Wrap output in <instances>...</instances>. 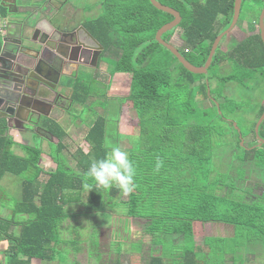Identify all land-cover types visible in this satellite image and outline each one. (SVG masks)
I'll return each mask as SVG.
<instances>
[{
    "label": "trees",
    "instance_id": "1",
    "mask_svg": "<svg viewBox=\"0 0 264 264\" xmlns=\"http://www.w3.org/2000/svg\"><path fill=\"white\" fill-rule=\"evenodd\" d=\"M157 1L180 12L187 47L192 50L186 59L194 66H203L216 38V25L231 23L235 0ZM260 3L264 5V0H259ZM102 5V15L91 21L89 26L106 46L117 45L121 50L115 71L131 77L127 100L138 116L140 129V145L129 154L136 169V187L122 205L129 209L127 216L147 222V231L154 235V244L162 239L165 242L171 234L184 241L181 247L172 245L167 250L157 244L161 253L151 257L150 264H165L166 254L175 250L178 252L177 264H212L213 243L223 240L208 236L202 246H197V225H222L225 232L229 226L236 234L241 233V244H233L229 252L228 245L226 249L220 247L219 252L225 258L218 260L219 263L216 261L217 264H226V258L240 251L247 254L251 244L261 242L264 245V191L254 195L252 190L237 187L236 183L227 186L218 179H211L214 141L219 135L213 123L225 114H219L216 107L200 108L201 102L209 101L207 85H197L203 77L184 69L155 39L157 31L170 23L173 17L157 10L149 0H104ZM222 16L224 21L220 18ZM171 34L172 31L166 33L163 39L169 42ZM206 39L210 44L202 47L201 57L197 59V42ZM78 100L83 103L82 97ZM263 126L264 122L260 129ZM107 130V117L95 120L86 136L91 149L79 162L80 173H68L60 163L57 173L50 177L42 191L38 205L33 202L38 194H28L23 206L31 219L19 225L20 233L13 238L15 246L11 252L15 264H30L34 258H55L54 246L60 244V227L66 219L76 216L74 212L66 211V207L72 204V192L74 202H82V194L88 189L84 187L85 174L91 163L104 158L110 151ZM234 131L240 147L239 134L236 129ZM59 132L60 136L65 134L61 129ZM251 133L256 138L255 127ZM4 134L5 128L0 127V150L5 151L0 159V178L9 171L8 159H11L10 164H20L21 161L7 153L8 140ZM263 134L259 132L264 139ZM257 152V149L251 150L252 154L256 153L255 159L259 158ZM248 153L246 151L247 156L242 158V162L251 155ZM158 161H162L159 168L156 167ZM88 182L93 184V188L88 189L84 204L87 212L93 215L111 206L110 202L122 193L116 186L106 191L93 181ZM169 225L173 231L168 232ZM155 233L159 235L156 237ZM20 255L25 260L19 261ZM113 264L122 263L115 261Z\"/></svg>",
    "mask_w": 264,
    "mask_h": 264
},
{
    "label": "rangeland",
    "instance_id": "2",
    "mask_svg": "<svg viewBox=\"0 0 264 264\" xmlns=\"http://www.w3.org/2000/svg\"><path fill=\"white\" fill-rule=\"evenodd\" d=\"M258 2L259 0H243L239 18L240 20L238 22V25L236 26V30H234L233 32L234 34L237 33V30H240L242 28L241 25L246 24L250 26V23H252L254 20L256 22L257 18L260 17L259 15L260 13H262V7H264V5H262L261 3L258 4ZM23 4L29 6V8L34 11L40 5L38 1H25ZM16 16L18 17L19 14H16ZM180 33L181 32L178 30L177 34L172 38V44L178 48L182 47L183 45L182 40L177 37V35H179ZM238 38H240L239 35L230 36L228 40L225 41L224 48L226 46H230L234 41H237ZM251 63L256 68V70L260 71L262 70V66L264 64V58L261 62L256 61L255 58H251ZM231 64L233 67L230 66L229 70L227 68L223 69L222 66H216L211 70L210 75L213 74L215 77H217L218 80V88H212L214 94H216L219 89L223 87L221 82H223V78H227V76H230L232 81L234 80V78H236L237 80H241L242 78L250 77L251 75L253 77V70H251L253 71V73H251L250 75L249 73H247L248 71L244 69V66H241L234 61H231ZM240 64L244 65L243 61H241ZM175 66L179 67L177 63H175ZM130 78V76L120 75L116 79V82L114 80V87H117V91L115 89L110 91V93L108 94L110 100L108 98V95L99 97L98 94L91 92L87 97L88 99H85V103L89 101V108L92 110L87 116H85L86 112L84 111L77 112V115L72 114V112L69 113V117L71 118V120H74L76 125L80 124L81 122H85V120L87 124L91 125L97 118L106 117V115H108L107 142L111 141L112 144L119 146L128 154H131V150L133 151V149H138V146L140 145V129L138 126L139 119L132 106V103L127 100V96L129 94ZM256 79L258 80L257 83H255ZM108 83L109 81L107 79V84ZM247 83L255 84L256 87H258L256 94H253L250 97H246L244 91L245 89H248L250 87L242 88L237 85V83H232L231 87L235 90V94L233 96H229L226 105H221V110L225 114L224 118L229 117L236 125H233L232 127L229 122L221 119H217L216 123H213V126L216 128L219 135L215 137L214 141V152L212 154L213 160L211 161V179H218L219 181H221V183H224L227 186H230L232 183H234V179L231 175L233 159L235 158L236 160L235 167L239 166L240 163L237 160L241 161L242 158L246 156L245 153L247 150H249L248 148L252 144H254V139L251 132L253 131L254 124L258 118L259 104L262 100L264 101V78L259 77L257 74H255V78H253L252 80H248ZM215 84V80H213L211 86L215 87ZM106 91H108V89H105L104 93H107ZM243 93L245 94V96L243 95ZM207 94L209 93L207 92ZM113 99H117V101L120 100L123 105L119 113H117V105ZM199 105L200 108L211 107V103L209 101H203ZM107 107V112L111 111L113 112V114H109V112H106ZM85 108L87 109L88 105ZM111 115H114V119H112ZM55 121L56 124L63 126V124L57 119V117L55 118ZM233 128L237 130L239 137L242 136L243 140H240V147H238L237 145L238 136ZM88 129L89 127L87 126L84 129L76 128L71 132V135L74 138L73 142H71L69 145L70 151L66 156L69 158V162L75 170L78 158L80 157V159H82V155L80 154L79 150H82V152H89L91 149V145H89L84 140ZM259 132H261L262 134L264 133V126L261 129L259 128ZM255 149H257L258 151L257 153L259 154L261 162L260 168L262 169L264 168V146H259L258 144ZM72 153H76L75 159L72 158ZM70 171L72 170H69L67 172L72 173ZM235 171L239 175L238 172L243 171V168L235 169ZM72 177L74 178V175ZM260 180L264 183V178H261ZM114 186L119 187L118 185ZM236 186L242 187L241 185H238V183ZM128 195H124L123 192L120 193L117 196L116 200L113 199L110 202L111 206L105 207L101 214H90L89 212H87L84 203L75 204L74 206L66 208V211L69 213L71 209L74 214L88 213L89 215H82L83 218H81V216H76L77 218L82 219L80 220V222H75L76 218L66 219L63 222L59 230L60 239L62 241V244L64 243V241H68V243L64 246V251L62 250L63 248L60 247V250L62 251H60V253L55 256L56 264H97L95 258L97 257V259H99V253L105 255L104 258H101L99 263L101 261H104L107 262V264H113L115 261H119L122 264H150L151 257H155V254L159 255L161 253V250L159 247H157V244L160 243L161 245H163L162 247L167 250L169 249V247H172L170 243L175 238L176 245L181 246L183 242L181 238H178V235L171 234V236H173L172 238L168 237L165 242H163V239L158 240L155 241L154 244V235L150 234L147 231V222H143L142 220H134L130 224L129 218L127 217V215H129V209L126 207V205H121L125 204V202L128 200ZM119 203L120 205H118L117 207L114 206ZM112 206L113 208L110 209V207ZM89 223H99L97 225H94L96 228H99V236L97 234V231H95V227L90 225V230L94 232L91 233L90 240L86 242V239L83 238L86 236L84 227L87 228ZM80 225L84 227H81ZM150 225H152L151 222ZM168 230V232L173 231L172 225H169ZM222 231L225 232V228L222 225H217V227L214 225L205 227L198 225L195 226V242L197 246H202L204 243V239L208 236L213 239L217 238V240H223L213 243V258H211V262H213L212 264H217L216 261L225 258L224 255L222 258V254H220L219 252L220 247L226 249V245H228L227 251L229 252V243L236 244L237 246L242 243L241 233L238 232L235 237L231 239L232 241L229 242V239H225L223 235H221L223 234L221 233ZM83 232L84 235H82ZM158 235L159 234H156V237ZM97 242H99V244ZM83 244H86V246H84ZM78 248H80V251L75 250ZM71 249L72 253H70ZM92 253L93 255L89 256V254ZM94 254L96 255V257ZM177 254L178 252L176 250L174 252L167 253L165 264H177ZM225 262L226 264H232L230 258H226Z\"/></svg>",
    "mask_w": 264,
    "mask_h": 264
},
{
    "label": "flooded vegetation",
    "instance_id": "3",
    "mask_svg": "<svg viewBox=\"0 0 264 264\" xmlns=\"http://www.w3.org/2000/svg\"><path fill=\"white\" fill-rule=\"evenodd\" d=\"M25 1L32 2L30 0H16V4L13 5L10 4V9L12 11L17 10V13L12 15L11 19L9 20V22L15 24V27H13L14 31H12L13 34H15V37H17L18 32L20 30L19 25L27 22L32 24L31 31L32 34H35V40H37V42L44 44L43 56H41L40 59L41 62L39 68H41L42 76L45 79L43 81L48 83V87L46 88L49 94V98H51V100L53 101V108H57L65 111L69 110L72 112V114H76V115L77 112L84 111L86 112L85 116H87L92 111L89 108L90 103L89 101L86 103H81L80 100H78L79 97H82L83 100H85L91 92L98 94L99 97L106 96L113 89L117 91V87L114 86L118 76L120 75L130 76L127 73L115 71V64L120 60L121 57L120 48H118L117 45L106 46V43L100 41L98 37L92 32L91 26H89V23L91 21L97 19L99 16L102 15L103 13L102 3L104 0H34L40 3L39 7H37L35 11L29 8V6L23 4ZM1 3L2 0H0V4ZM16 14H19L18 18L15 17ZM220 18L222 19V21H224L223 16ZM259 19L260 17H258V20H256V22L254 20L252 23H250V26L246 24L241 25L242 28L240 30H237L236 31L237 33L234 34L233 32L234 30H236V26L238 25L237 23L236 26L229 33L224 35L213 56L211 65L207 73L200 74V76H202L203 78L201 79L200 82H197V85L202 83H205V85H207V92L209 93L207 95L209 97V102L211 103V107L208 108L216 107L219 114L223 113L221 112L222 111L221 105L222 104L226 105L229 96H233L235 94V90L232 89L231 87L232 83L233 84L237 83V85H239L242 88L250 87L248 89H245L244 91L246 97H250L251 95L256 94L258 87H256L255 84L247 83V81L255 78V74H257L259 77L264 78V64L262 66V70L258 71L251 63V58H255V60L258 62H261L262 59L264 58V41L262 38ZM6 22L8 21H5L2 24V26H4ZM182 22H183V18L181 16L180 24L177 27H175L173 30H171L172 34L170 36L169 42L172 44V38L177 34V31L179 30L181 33L177 35V37H179V39L182 40L183 45L180 48L176 46L175 47L179 50L181 56L184 57L186 61L191 63L190 60L186 59L189 56V54L192 52V50L188 49L187 47V37L184 28L181 26ZM231 23L227 26H220V27H218V24L216 25L217 26V29H215L216 38L214 39L211 45L210 52L215 40L221 34H223L229 29ZM2 26L0 28H2ZM233 35L234 36L239 35L240 38H238L237 41H234L230 46H226L224 48L225 41L228 40V38ZM209 44H210L209 39H206L204 41L201 40L197 42V49L195 50L197 53L196 56L197 59L201 57V54L203 52L202 47L204 45L208 46ZM210 52L203 66H196V67L205 66L208 57L210 55ZM231 61H234L239 65L244 66V69H246L248 71L247 73H249L250 75L254 71L253 77L251 75L250 77H245L242 78L241 80H237L236 78H234V80L232 81L231 77L227 76V78H223V82H221L223 87L219 89V91L216 94H214L212 90L218 88L217 87L218 80L217 77H215L213 74L210 75L211 70L216 66L218 67L222 66L223 69L227 68L229 70V67L232 66ZM241 61H243L244 65L240 64ZM65 78L69 80V85L67 88H63L61 86V81ZM107 79L109 81L108 84H107ZM213 80H215L216 83L215 87L211 86ZM257 82L258 80L256 79L255 83ZM105 89L106 90L108 89V91H106L107 93H104ZM66 90L69 91L70 97L66 98L65 96ZM245 94L243 93L244 96ZM108 98L110 100L109 95ZM113 100L117 105V113H119L123 105L120 100L118 101L117 99L116 100L113 99ZM86 104L88 105L87 109L85 108L87 106ZM107 110L108 107L106 109V112ZM262 110L264 112L263 100L259 104L258 118L254 124L255 126L263 114V112L260 114ZM108 112L109 114H113V112L111 111ZM111 116L112 119H114V115ZM106 117H108V115H106ZM224 117L225 116H223L221 120L229 122L230 125L232 126L236 125L229 117L228 118H224ZM38 126H36L35 128H37ZM256 138L253 135L254 144H252L248 148L249 150H247V152L251 153V150L255 149L258 144L260 146V141L258 138L257 139ZM239 139L243 140L242 136L239 137ZM255 155L256 153L254 154L251 153L248 159L245 160L244 162L237 160L240 163V165L237 167H235L236 160L234 158L232 162V171H231V175L234 179V183H236V185L238 183V185H241L245 190L246 189L252 190L254 195L260 194L264 191V183L260 180L261 178H264V172H263L264 168L261 169L260 165L258 166V164L261 163L260 158L255 159ZM239 168H243V171H239L238 172L239 175H238L235 169H239ZM242 176L244 177L243 180H241ZM118 205H120V203ZM75 215L81 216V218H83L82 215H89V214L81 213ZM76 216L71 218H76L75 222H80V220L82 219H79ZM127 217L129 218L130 224L134 220H141L135 217H129V216ZM97 224L99 223L96 224L89 223L87 228L80 225L81 227L85 228L86 236L83 238L86 239L85 240L86 242L90 240L91 233L94 232L90 230V225L94 226ZM98 230L99 228L95 227V231H97V234L99 236ZM82 235H84V232ZM59 237H60V233H59ZM182 242L184 243L183 240ZM67 243L68 241H64V243L62 244V241L60 239V244L54 246L56 251L55 256H57V254L60 253V251L65 250L64 246ZM97 243L99 244V242ZM183 243L181 244V246L183 245ZM83 245L86 246V244ZM171 245L176 246V248L181 247L176 245V240L175 242L172 240ZM60 247L63 249L60 250ZM57 249H59V251ZM75 250L80 251V248ZM70 253H72V249L70 250ZM91 255H93V253L89 254V256ZM104 257L105 255L99 253V259H97V257L95 258L97 264H107V262L104 261L103 262L101 261L99 263L101 258ZM53 260H55V258ZM53 260H47V261H53Z\"/></svg>",
    "mask_w": 264,
    "mask_h": 264
},
{
    "label": "crops",
    "instance_id": "4",
    "mask_svg": "<svg viewBox=\"0 0 264 264\" xmlns=\"http://www.w3.org/2000/svg\"><path fill=\"white\" fill-rule=\"evenodd\" d=\"M6 15V9L4 11L0 9V27L5 21L11 19V16ZM15 17L18 18L17 16ZM68 85L69 80L67 78L61 81L63 88H67ZM65 96L66 98L70 97L69 91H65ZM83 103H85V100H83ZM70 112L69 110L52 108L48 116H41L39 126L32 130L12 129L7 131V128L0 124V127L5 128L3 137L8 140L7 153L21 160L20 164L17 162L10 164L11 159H8L6 164L9 167V171L5 172L0 178V264H15L11 252V249L15 246L13 238L20 233L21 227L19 225L31 219L30 215L24 212L26 210L23 206V203L28 199V194L31 192L38 194L33 198V202L38 205L42 191L47 186L50 177L57 173L60 163L67 171L72 170L73 173L81 172L80 157L78 158V162H76L75 170L66 156L70 151L69 145L73 142L74 138L71 132L76 128L84 129L88 126L89 129L84 137V140L87 142L86 136L93 124H87L85 120V122L76 125L74 120H71L69 117ZM56 117L63 126L56 124ZM59 129L65 133L63 136H60ZM60 147H63L62 150H60ZM79 151L82 157L87 153L82 152V150ZM4 155L5 151L2 152L0 150V159ZM75 157L76 153H72V158L75 159ZM87 194L88 189H85L81 197L83 200L78 203L74 202L75 197L72 192V204H69L66 208L75 204L86 203ZM70 212H72L71 209ZM221 233H223L221 235L225 239H229V242L236 235L233 227L229 226L226 227V232L222 231ZM232 245L229 243L230 248L233 247ZM57 250L59 251V249ZM248 250L247 254H244L245 251H240L238 254L229 257L232 264H264V245L261 242H257L255 245L251 244ZM22 259L25 260L20 255L19 261ZM30 264H56V260L47 261L34 258Z\"/></svg>",
    "mask_w": 264,
    "mask_h": 264
},
{
    "label": "water",
    "instance_id": "5",
    "mask_svg": "<svg viewBox=\"0 0 264 264\" xmlns=\"http://www.w3.org/2000/svg\"><path fill=\"white\" fill-rule=\"evenodd\" d=\"M149 1L157 10L174 17L172 22L157 31L156 41L168 49L187 71L195 75L207 73L221 39L238 23L243 2V0H235L231 26L215 40L205 66L196 67L186 61L174 45L163 39L164 34L180 24L179 12L162 5L157 0ZM10 4H16V0H2L0 4L1 8L7 9L6 16L17 13V10L10 9ZM259 23L264 41V7ZM31 25L29 22L19 25L17 37L12 32L14 23L8 21L0 28V124L4 125L7 131L32 130L38 126L40 117L48 116L53 108V101L49 98L46 88L48 83L43 81L45 79L39 68L44 44L35 40ZM263 121L264 112L255 126V134L260 141V146L264 145V139H261L259 135V128Z\"/></svg>",
    "mask_w": 264,
    "mask_h": 264
},
{
    "label": "clouds",
    "instance_id": "6",
    "mask_svg": "<svg viewBox=\"0 0 264 264\" xmlns=\"http://www.w3.org/2000/svg\"><path fill=\"white\" fill-rule=\"evenodd\" d=\"M110 151L104 158L94 160L88 172L85 174L84 187L93 188V184L102 187L104 190H110L114 185H118L124 195L134 191L136 169L129 159V154L119 146L108 141ZM162 166V161H158L156 167Z\"/></svg>",
    "mask_w": 264,
    "mask_h": 264
}]
</instances>
